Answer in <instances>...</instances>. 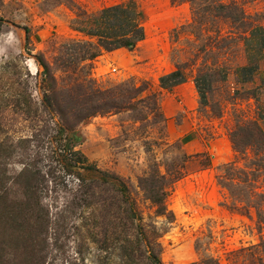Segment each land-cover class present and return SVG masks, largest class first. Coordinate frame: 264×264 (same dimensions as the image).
<instances>
[{
	"label": "rangeland",
	"instance_id": "obj_1",
	"mask_svg": "<svg viewBox=\"0 0 264 264\" xmlns=\"http://www.w3.org/2000/svg\"><path fill=\"white\" fill-rule=\"evenodd\" d=\"M122 3L140 13L146 38L95 59L91 77L101 88L135 79L144 95L156 94L160 114L151 97L85 120L76 149L100 172H70L57 154L69 132L49 103V74L61 78L66 61L64 77L88 75L85 50L66 41L88 40L81 30L99 28L101 11ZM172 68L186 82L162 89ZM181 96L195 108L178 112ZM4 150L12 154L2 158ZM25 164L39 177L48 222L37 264H125L120 247L133 232L115 215L119 181L163 264H264V0H0V166L9 201L20 198L11 180ZM146 177L165 186V214L141 188ZM10 243L6 264H25L19 242Z\"/></svg>",
	"mask_w": 264,
	"mask_h": 264
},
{
	"label": "trees",
	"instance_id": "obj_2",
	"mask_svg": "<svg viewBox=\"0 0 264 264\" xmlns=\"http://www.w3.org/2000/svg\"><path fill=\"white\" fill-rule=\"evenodd\" d=\"M96 18L99 28L81 30L89 38L88 40L68 39L66 41L74 43L78 48L85 50V54L80 58L82 61L90 62V73L88 75L78 74L74 78L69 74L64 77L71 69L64 61L63 66L58 68V71L63 75L61 78H58L54 71L49 74L50 80L54 83L53 87L50 88L52 90L49 97H54L55 100L53 102L49 101V103L55 106L60 119L61 130L65 133L69 132V136L66 135L65 137L64 145L61 146L60 153H57L62 157V162L67 171L68 169L69 171L75 169L78 172L83 171L85 173L100 172L88 163V158L80 150L76 149V127L85 120L95 116L130 111L137 102L145 103L151 97H153V102H151L152 107H149V109L155 112L156 115L160 114L156 94L144 95L147 87L139 86L135 79L113 87L101 88L96 80L91 77L93 61L104 52H112L122 48L134 50L140 42L145 40V29L139 23L140 13L132 3H122L104 8ZM72 72L76 73V69ZM74 73L72 74L74 75ZM243 73L251 78L253 68L245 67ZM185 82V74L178 68L160 78L161 88L166 90H171L173 87ZM195 86L200 96V103L206 104L205 89H202L197 79ZM58 137V140L63 138L61 133ZM3 152L2 158H7L12 154V152L8 153L9 150ZM26 167L27 164L11 180L12 185L19 187L20 194L18 196L20 198L9 201L8 198L13 194V191L11 192V189L6 185L7 178L3 176L5 170L4 167L0 166V264H6V254L12 244L10 242H19L15 248L17 254L23 256L25 264H37L38 261L34 258L42 257L47 251L49 237L46 232L48 222L38 202L39 177L36 176L32 168ZM113 180L118 181L119 178L113 177ZM159 181L157 177H146L140 181V185L147 198L158 207L157 211L160 214H165L167 210L165 204L166 191L165 186L159 184ZM84 182L85 180L80 177L79 186L83 187ZM116 187L119 196L117 197L118 207L115 215L121 222V226L129 230V234L133 232L131 233L133 240H129L128 245L122 244L120 247L125 264H163L160 258V248L156 247L149 238L134 204L128 202L129 191L126 184L119 181V186ZM125 205L124 212L122 209ZM123 219L125 220L124 223L122 222ZM137 220L139 223L135 222ZM14 227L18 229H14ZM8 230L12 231L7 232Z\"/></svg>",
	"mask_w": 264,
	"mask_h": 264
},
{
	"label": "crops",
	"instance_id": "obj_3",
	"mask_svg": "<svg viewBox=\"0 0 264 264\" xmlns=\"http://www.w3.org/2000/svg\"><path fill=\"white\" fill-rule=\"evenodd\" d=\"M82 33V32H80ZM84 34V33H83ZM85 35V34H84ZM86 36V35H85ZM119 50V49H118ZM118 50H115V51H112V52H104L102 55L99 56V58H102V59H105L107 57H109L111 54H113L114 52L118 51ZM101 59V60H102ZM99 63V62H98ZM263 68V66H262ZM175 70V68H172L170 71H168V73H171ZM256 72V71H255ZM166 74V73H165ZM180 98H182V101L181 102H177V106H178V112H182V111H185V110H189V108L193 107L195 108V102L191 103V104H187L185 101L187 100L186 99V96H181ZM187 105V107H185ZM166 116H170V115H167Z\"/></svg>",
	"mask_w": 264,
	"mask_h": 264
}]
</instances>
